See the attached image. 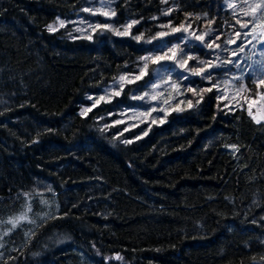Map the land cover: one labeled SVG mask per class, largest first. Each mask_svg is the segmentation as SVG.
<instances>
[{"label":"trees","instance_id":"trees-1","mask_svg":"<svg viewBox=\"0 0 264 264\" xmlns=\"http://www.w3.org/2000/svg\"><path fill=\"white\" fill-rule=\"evenodd\" d=\"M85 4L0 0V264H264V121L246 106L190 77L188 104L163 123L103 128V116L141 105L132 95L152 81L151 62L142 80L80 114L89 96L156 53L159 40H145L171 32L161 26L211 28L221 45L242 38L238 13L225 0H114L112 20L94 18L139 21L130 35L48 31ZM191 50L210 61L202 47ZM45 194L58 207L37 220ZM28 198L32 218L13 229L8 220Z\"/></svg>","mask_w":264,"mask_h":264},{"label":"rangeland","instance_id":"rangeland-1","mask_svg":"<svg viewBox=\"0 0 264 264\" xmlns=\"http://www.w3.org/2000/svg\"><path fill=\"white\" fill-rule=\"evenodd\" d=\"M114 0H112L110 6L101 3V0H86V4L81 10L76 14V16L71 20H65L62 18H57L49 25H52L57 30L60 28L66 27L68 29V33L73 37H86L89 36L92 38L93 33L98 28H95L97 24L107 25L106 29L110 30L115 34L114 30L124 31L127 28L128 24L123 25L122 27L114 26L112 22L100 23L98 18H94L95 16H100L105 19H113L115 16H104L103 12L111 13L114 10L113 5ZM228 3L236 5L235 8H230L234 12L238 13L240 16V23L238 25L241 27V24L248 23V28H242L243 35L240 43L234 44H226L225 41L231 37H227L224 42L220 45V48L207 49L201 44L200 41L195 39H189L187 42L182 43L177 40L171 39L166 41L168 37L176 36H187V33L179 32L172 35L165 36L159 40L156 44V53L152 56L162 54L161 49L165 47H172L173 45H180L185 52H187L188 56L193 57V60H196L194 63H190L188 61V68L192 70H198L201 67H205L206 65H201L199 61H203L204 58H198L197 55L193 52L192 47L194 45L202 47L205 53L209 54L208 59L210 62L218 63L223 61L225 63H221L218 68H213L210 70L211 79H204L207 82H212L211 85H217L220 98L225 101V103L229 106H237L244 105L251 109L252 116L258 121H264V86L258 87V82L260 79H264V16H260L259 10L257 11V16L259 17L255 21H253L252 17L245 16L243 13L245 11H250L251 8L249 6H255L256 4H264V0H225V4L227 6ZM228 7V6H227ZM229 8V7H228ZM84 9H91V11H84ZM64 21V27H61L59 22ZM48 25V26H49ZM189 27V26H187ZM130 32L131 29H128ZM163 31V30H162ZM207 30H196V28H192L190 26L189 32H194L196 35H202ZM245 33H248L245 36ZM255 37V39H253ZM237 41L235 38H231ZM211 36H206L204 43H208L211 41ZM251 41V43H249ZM152 42H155L154 40ZM217 43V42H215ZM244 50L241 52L240 48ZM235 51L238 53L237 56H233L231 53ZM206 61V60H204ZM227 61H232V63H227ZM143 61L141 62V67H143ZM151 61L148 62V68ZM140 67V68H141ZM148 68L146 71H148ZM220 70V71H217ZM153 78L150 83L144 87L142 91H139L132 95V97H140L144 96L145 93H148L143 100L134 99L141 103V105L132 107V108H124L120 109L115 113H110L102 117V127L105 129H110L112 126L119 125L122 126L120 133L125 132L124 129H130L132 127H136L141 124H150L153 120L156 123H160L161 120L165 119V111L166 114L170 110H177L183 107V104H188L187 100L184 99V82L186 79H181L182 75H188L184 69L180 68L178 65L165 64L161 65H152ZM208 73L206 72L205 75ZM139 75V71L129 74V75H121L126 76L129 79L134 76ZM247 75H251V83H254V87L256 88L255 95L248 92H252L253 90L250 85L247 83ZM119 76V77H121ZM169 76L171 77V81H175L177 87L173 88L171 82L168 84L163 83L164 80H168ZM119 77L107 85L103 91L98 95L89 96L90 104L82 107V111L88 108H92L93 104L100 97H104L102 101H110L116 95V92L121 93V87L119 86ZM190 77H201L200 75H191ZM189 77V78H190ZM237 77H242V79H236ZM202 78V77H201ZM123 87L128 84L127 80L123 81ZM156 84L159 87L153 88L152 85ZM151 96L158 97L157 100H152ZM133 99V98H132ZM164 101H167L166 103ZM99 102V103H100ZM97 105V104H96ZM153 109H156L153 111ZM165 110V111H162ZM122 121V123H115L116 121ZM109 126V127H106ZM146 131V129H145ZM41 201L45 200L48 202V206L46 209L42 210L37 217V220H43L45 218H49L54 215V211L57 209L58 204L51 203V200L47 197V195L39 196ZM32 203L30 198L27 199V203L25 205L24 210L13 216L8 220L16 221L18 218L23 217L17 225L22 221H29L32 218ZM35 220V219H34ZM37 220L34 222L36 223ZM10 224V223H9ZM10 227L11 224H10Z\"/></svg>","mask_w":264,"mask_h":264},{"label":"snow or ice","instance_id":"snow-or-ice-1","mask_svg":"<svg viewBox=\"0 0 264 264\" xmlns=\"http://www.w3.org/2000/svg\"><path fill=\"white\" fill-rule=\"evenodd\" d=\"M112 0H101V3H105L107 5L110 6ZM163 2H167V0H163ZM227 6L229 8H235L236 5L234 4H231V3H228ZM251 8L250 11H245L243 14L245 16H248V17H252L253 21H255L256 19H258L259 17L257 16V11L259 10L260 12V16H264V4H256L254 7L253 6H249ZM84 11H91V9H84ZM104 16H115L116 13L115 11L113 10L111 13L109 12H103L102 13ZM165 15H170V12H166L164 13ZM199 19V17H197ZM155 19V18H154ZM139 23V21H136V20H133L131 21V23H129L127 25V28L124 30V31H119V30H114L115 31V34L116 35H120V36H124V35H130V32L128 31V29H131L133 25ZM237 23H240V21L238 20ZM60 26L61 27H64V21H60L59 22ZM108 26L107 25H100V24H97L95 26V28H104L106 29ZM161 27H168V28H171V32H166V31H162V32H158L156 33L155 36L151 37V39H148V40H145V43H152L153 40H157V39H161L165 36H168V35H172V34H175V33H179V32H183V33H187L188 35L187 36H180L178 37V39L181 40L182 43H185L187 42L189 39H195L197 41H200L201 44H203V46L207 49H214V48H220V44H217L215 43V40L216 39H219V37H214L211 41H209L208 43H204L205 41V37L206 36H209L211 35L212 33V29L209 28L204 34L202 35H196L194 32H189V28H190V25L189 27H185L183 24L178 27V28H175V27H172L171 24L167 25V26H161ZM241 27L242 28H248L249 25L248 23H243L241 24ZM57 29L54 28L52 25H49L48 26V31L52 32V31H56ZM248 33H245V36H247ZM264 35V34H262ZM236 37L237 39H240V33L237 32L236 33ZM89 39H91V37L89 36L88 37ZM134 40H136L137 42L141 41L144 39L143 35H140V36H134L133 37ZM253 39H255V37H253ZM226 44H234L236 43V40L234 39H231L229 38L228 40L225 41ZM249 43H251V41H249ZM244 49L241 47L240 48V51L242 52ZM161 52L162 54L160 55H156V56H145V57H141L140 59L144 62L143 63V67L139 68L138 71H139V75H136L134 76L133 78L129 79L128 77L126 76H121L119 77V86L121 87V90L123 88V81L127 80V82L129 84L131 83H135L136 81H139V80H142L143 77L145 75H147V68H148V62L151 61L153 64L155 65H165V64H172V65H178L180 68L184 69L186 73H188V75H182L181 79H188L191 75H200L203 79H211V72L210 70L213 69V68H218L220 66L221 63H225L223 61H220L218 63H213V62H210V61H199V63L201 65H206V68L205 67H201L199 68L198 70H192V69H189L188 68V61L189 60H192L194 59L193 57L191 56H188L187 52L184 51V49L178 44V45H173L172 47H167L165 45L164 48L161 49ZM233 56H237L238 53L233 51L231 53ZM262 55H264V53H262ZM227 63H232V61H227ZM208 73L207 75H205V73ZM262 75H264V73H262ZM236 79H242V77H237ZM171 82V85L173 88L177 87L176 85V82L175 81H171V77L169 76L168 80H164L163 83L165 84H168ZM259 86H264V79H260L259 82H258V87ZM153 88H156V87H159V85H156V84H153L152 85ZM213 87H218L217 85H213ZM187 91H190V92H193L194 94L196 93V90L195 89H192V88H189L187 89ZM202 92L203 91H208V92H211L212 91V88H208V89H202L201 90ZM115 95H120L119 92H116ZM146 96H148V93H145L144 96H140V97H132L133 99H141L143 100ZM105 98L104 97H100L98 100L95 101V103L93 104V107H95L96 104H98L100 102V100H104ZM151 99L152 100H157L158 97L156 96H151ZM165 103L167 101H164ZM189 106H191V102L189 101ZM92 109L91 108H88V109H85L83 110L80 114L82 116H86L88 112H90ZM156 109H153V111H155ZM178 111H182V109H177ZM162 111H165L162 109ZM165 115H166V111H165ZM249 115L251 116L252 113H251V109L249 108ZM156 121L153 120V123H155ZM259 122V120L257 121ZM115 123L119 124V123H122V121H116ZM160 123H163V120L160 121ZM106 127H109V126H106ZM128 129L125 128L124 131H127ZM145 135H147V133H145ZM137 139H139V137H137ZM133 141L131 140H124L122 141V143H125V144H131ZM27 195V194H25ZM23 219V217L21 218H18L16 221H9V223L11 224L12 228L15 229V227L17 226V223ZM119 258V257H117Z\"/></svg>","mask_w":264,"mask_h":264}]
</instances>
